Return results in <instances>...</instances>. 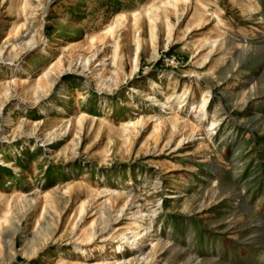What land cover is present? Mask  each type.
I'll return each instance as SVG.
<instances>
[{
    "label": "rangeland",
    "instance_id": "rangeland-1",
    "mask_svg": "<svg viewBox=\"0 0 264 264\" xmlns=\"http://www.w3.org/2000/svg\"><path fill=\"white\" fill-rule=\"evenodd\" d=\"M60 261L264 264V0H0V264Z\"/></svg>",
    "mask_w": 264,
    "mask_h": 264
},
{
    "label": "bare ground",
    "instance_id": "bare-ground-1",
    "mask_svg": "<svg viewBox=\"0 0 264 264\" xmlns=\"http://www.w3.org/2000/svg\"><path fill=\"white\" fill-rule=\"evenodd\" d=\"M25 10V9H24ZM155 10H157V9H155ZM199 10H200V12H204V7L203 6H201L200 5V7H199ZM22 11H23V9H22ZM168 11V10H167ZM162 13H165V10H164V12H162ZM161 14V13H160ZM239 32L241 33V30H239ZM136 65H137V61H136ZM169 81H171V79H169ZM153 87H159L158 86V84L157 83H154L153 84ZM168 98V100H170L171 99V96H168L167 97ZM205 102H204V104L206 105L207 104V102H208V100L206 101V100H204ZM168 102V101H167ZM161 104V103H160ZM167 104V103H166ZM162 105V104H161ZM163 105H165V104H163ZM204 106V105H203ZM161 108H163V106L161 107ZM93 190V189H92ZM132 247V246H131ZM92 252V251H91ZM94 253V252H93ZM90 255V254H89ZM88 255V256H89ZM87 257V256H86ZM58 264H63V262L62 261H60ZM65 264H87V263H71V262H66Z\"/></svg>",
    "mask_w": 264,
    "mask_h": 264
}]
</instances>
